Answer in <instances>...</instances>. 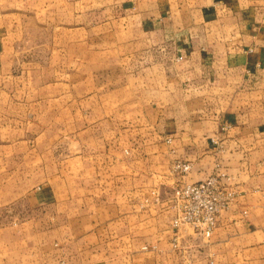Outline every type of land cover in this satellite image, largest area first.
I'll list each match as a JSON object with an SVG mask.
<instances>
[{"label":"crops","instance_id":"crops-1","mask_svg":"<svg viewBox=\"0 0 264 264\" xmlns=\"http://www.w3.org/2000/svg\"><path fill=\"white\" fill-rule=\"evenodd\" d=\"M43 1L38 26L58 40L53 62L39 56V102L76 114L78 149L70 195L32 192L34 206L56 201V228L41 234L30 216L0 228V264H264V0ZM15 42L8 80L21 79ZM177 159L184 180L221 170L238 192L210 238L184 228L183 248L155 202L180 180Z\"/></svg>","mask_w":264,"mask_h":264},{"label":"rangeland","instance_id":"rangeland-1","mask_svg":"<svg viewBox=\"0 0 264 264\" xmlns=\"http://www.w3.org/2000/svg\"><path fill=\"white\" fill-rule=\"evenodd\" d=\"M46 4L49 2L43 0H0V38L4 40V49L0 51V228L12 226L10 234L16 230L14 228L19 225L18 218L21 216L36 217L37 225L34 228L41 234L56 228L55 221H52L58 209L56 201L54 204L34 206L32 192L38 186L51 184L58 191V202L62 200V196L66 198L70 195V192L65 191L72 181L70 157L78 149L74 145V139L76 142L75 137L78 136L74 130L76 114L62 112V107L56 105L54 97L41 98L43 100L39 102V56L43 54V59L48 58V62H53L56 55L53 42L58 40L53 27L42 29L38 26V15L42 14L44 17L43 9ZM62 4L65 7V2ZM95 4L102 2L96 1ZM65 19L66 17H61V20ZM14 40L18 45V53L11 54L10 58H16L14 74L21 79L8 80L7 74L13 69H7L6 46L9 41ZM43 43L46 46L40 49L44 46ZM27 57L33 59L35 64L27 66L26 73H23L22 59ZM49 67L47 65V77L54 79V70ZM54 89H47L46 92L53 93ZM78 116L82 117L81 114ZM128 149H125L126 153H129ZM183 161L177 159L173 163V173L180 177L175 186L172 189L161 186L155 194V197L158 196L155 202L159 204V213L165 217L167 209L170 210L171 222L177 213L175 205L178 199L175 190L187 182L184 176L189 172L183 173L176 168L175 165ZM145 180L144 178V185L150 183H145ZM146 198L147 195L144 194V202ZM165 201L167 205L163 206ZM186 226L181 228L180 236ZM170 229L174 235L175 231L172 227ZM144 236L148 235L144 233Z\"/></svg>","mask_w":264,"mask_h":264},{"label":"built area","instance_id":"built-area-1","mask_svg":"<svg viewBox=\"0 0 264 264\" xmlns=\"http://www.w3.org/2000/svg\"><path fill=\"white\" fill-rule=\"evenodd\" d=\"M178 171L188 172L190 163L179 162L175 165ZM225 172L217 170L205 179L187 181L176 188L177 213L172 219V228L175 231L172 244L175 248H183L180 243L179 232L183 226H190L202 238H210L218 226L221 211L226 210L238 196L237 190L224 179ZM183 264H193L192 258L186 257Z\"/></svg>","mask_w":264,"mask_h":264}]
</instances>
